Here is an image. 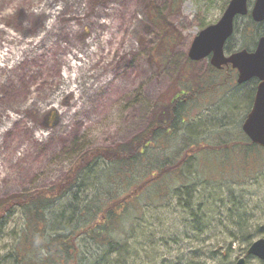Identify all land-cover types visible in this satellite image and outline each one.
Segmentation results:
<instances>
[{
	"label": "rangeland",
	"instance_id": "374dc122",
	"mask_svg": "<svg viewBox=\"0 0 264 264\" xmlns=\"http://www.w3.org/2000/svg\"><path fill=\"white\" fill-rule=\"evenodd\" d=\"M43 1L0 0V52L8 45V33L26 40L42 35L48 19L36 12ZM53 1V9H64L54 30L67 52L65 45L69 41V49L81 50L89 35L99 31L92 30L95 18L91 12H109L108 19H98L102 24L112 23V38L94 61L98 69L109 67L107 77L112 73L129 74L125 82L121 81L129 94L122 100L117 90L109 86L88 102L90 96L86 94L81 101L83 108L90 109L87 116L74 115L65 124V118L51 109L53 104L42 111L25 110V105L33 101L34 92L39 94L47 87H56L65 67L58 58H66L68 53L62 55L61 48L52 46L41 56L28 55L10 73L9 80L8 70L0 68V107L7 114L23 118L0 145V201L62 182L71 167L91 151L107 149L122 154L133 138L168 120L171 99L180 88L191 92L195 89L199 93L193 100L185 94L179 96L184 106L178 111L176 127L169 128V133L177 134L168 137L160 132L150 137L147 149L136 154L124 153L127 166L125 162L97 160L80 177L76 186L78 197L93 192L97 174L101 184L105 186L107 181L109 189L125 197L138 185L141 176L160 171L175 157L176 161L186 158L179 174L170 173L163 181H153L150 200L144 197L145 192L144 201L129 205L132 233L122 235L121 231L115 232V226L108 227L111 238L117 237L121 244H126L123 264H236L241 258L245 264H264L246 255L250 245L246 247L243 242L247 236H251L252 242L264 238V150L249 149L241 131L252 104V94L248 95L250 85H231V80L209 70L207 60H187V51L198 32L216 23L230 0H70L69 4L66 0ZM253 4L254 0H248L247 10ZM72 10L81 16L76 23L69 21ZM66 27L77 28L76 34L72 30L71 36L63 32ZM263 29L264 26L257 27L254 38L236 33L227 46L235 51L243 47L251 51V42L264 36ZM160 37L168 38L164 45L160 44ZM133 58H139L140 63L134 66ZM119 82L114 81V86L118 87ZM246 96L247 99L242 98ZM41 99L42 96L37 97L39 104ZM226 107L234 111L228 115ZM76 109L72 107L70 114ZM8 124L4 122L0 129ZM41 134L44 139L37 137ZM47 135L51 137L48 139ZM194 135L197 137L193 138ZM206 146L218 148L197 149ZM192 149L197 150L186 157L185 150ZM114 167L121 169L119 172L127 179L107 180V172ZM86 172L89 177H84ZM182 182L187 183V188L180 187ZM163 185L166 198L159 199L161 190H157ZM15 212L5 218L0 231V264L12 260L4 257L11 248L12 255L17 241L22 239L20 228L24 219L20 211ZM120 219L122 228H126L127 221ZM94 247L91 243V252Z\"/></svg>",
	"mask_w": 264,
	"mask_h": 264
},
{
	"label": "trees",
	"instance_id": "16d2710c",
	"mask_svg": "<svg viewBox=\"0 0 264 264\" xmlns=\"http://www.w3.org/2000/svg\"><path fill=\"white\" fill-rule=\"evenodd\" d=\"M167 23L165 24V26ZM168 26V25H167ZM264 26V23L261 27ZM257 28V27H256ZM255 24L250 17L238 19L235 22L234 35L239 33L244 38L251 36L254 38L256 32ZM264 30V29H263ZM167 37H160V44L166 43ZM258 39V38H257ZM255 40L251 42L255 46ZM244 50L246 47H243ZM235 51V49H234ZM214 71V69H209ZM215 72V71H214ZM218 73V72H217ZM183 79H186L182 75ZM235 85L234 82H228ZM199 92L195 89L187 91L186 88H180L177 95L172 97L169 106V117L166 122L162 124L152 125L148 131L140 136L133 138V140L126 145L122 150L123 153L114 151H107V149H100L91 151L83 155L68 171L64 180L50 188H45L33 193H25L21 196H12L8 199L0 201V231L4 224V220L8 215L16 214L15 211H20L24 222L20 230L22 239L17 241L15 252L11 248L8 254L4 257L6 264H123L125 262L126 244H121L117 237H110L108 227L112 229L115 226V232L121 231L122 235H128L132 221V213H127L129 205L140 203V200L149 197V190L153 181H163L167 176L174 173L179 174L181 166L186 158L176 161L173 159L168 166H163L160 171L150 173L148 176H141L138 185H136L131 193L125 197L119 196L112 189L108 188L107 181L105 186L99 181V174L94 179L95 186L92 185L93 192L83 198L78 197L77 183L83 172L87 170L94 162L100 159L107 160L111 163H124L127 166L128 160H123L124 153H137L145 150L149 146L150 137L165 132L168 137L174 136L177 133H171L177 123L178 111L184 106L179 100L180 95H188L190 100H193L195 94ZM250 96V94H248ZM246 98V97H242ZM250 100V99H249ZM230 110L226 107V114H230ZM183 120L181 121V124ZM181 130V127L178 128ZM163 132V133H164ZM153 133V135H150ZM245 145L249 149H256L257 146L251 144L248 139ZM223 147H226L224 145ZM218 147H202L198 150L215 151ZM185 150L186 157L194 153L195 150ZM213 149V150H212ZM259 149V148H258ZM140 154V153H139ZM147 157V156H146ZM135 160V159H134ZM248 161V159H247ZM159 163V162H158ZM128 169V168H127ZM125 169V170H127ZM121 169L111 168L107 172L105 178L110 181L114 179L124 180L127 175L119 172ZM148 171V170H145ZM131 175V173H129ZM90 175L86 172L84 177ZM126 181V180H125ZM183 181V180H180ZM165 180L164 184L167 185ZM187 183L180 184L186 187ZM163 185L159 190L158 198L165 199L166 191ZM151 186V187H150ZM87 191V190H86ZM155 191V190H154ZM188 190H185V194ZM135 200V201H134ZM150 200V197H149ZM61 202V203H60ZM60 203V204H59ZM149 201L146 202V204ZM144 205V203H143ZM124 212V213H123ZM237 215V211H236ZM123 218L127 221V226L122 228ZM241 221L243 216L240 215ZM134 230L131 229L130 233ZM129 233V234H130ZM14 235V234H13ZM251 236L243 239L246 247L252 242ZM91 243L94 244V251H90ZM31 244V245H29ZM100 247H105L106 250L101 251ZM29 250V252H28ZM30 253V254H29Z\"/></svg>",
	"mask_w": 264,
	"mask_h": 264
},
{
	"label": "bare ground",
	"instance_id": "6f19581e",
	"mask_svg": "<svg viewBox=\"0 0 264 264\" xmlns=\"http://www.w3.org/2000/svg\"><path fill=\"white\" fill-rule=\"evenodd\" d=\"M65 0H63L64 2ZM53 0H44L41 6H38L37 14L38 15H45L46 19H48L47 23L44 26L43 33L39 37L26 40L23 36H14L8 33V38L6 41L8 45L0 52V68L6 69L9 72L7 80L11 79L10 73L14 71L18 66L22 64L24 60H26L28 55H35L41 56L47 49L54 46L55 48H61L62 55L66 53L69 54L68 57L62 58L60 56L58 60L60 63L65 66L63 69V73L61 77L55 83L56 87L49 88L47 87L46 90L42 91L39 94L34 95L33 101L30 104L25 105V110L28 109L32 111L36 109L37 111H42L46 109L51 104V109H54L58 112V116L64 117L65 124L70 123L68 122L69 119L75 117L74 115L82 114L83 116H87V113L90 109L83 108L84 102L81 100L86 94H89L90 97L87 98V102L91 98H95L99 96L97 92L99 90H104L109 86L110 89H116L118 94H120L122 100L129 94V91L124 87L121 83L125 82L124 78H127L129 74L126 73H117V74H110L107 77V73L110 72L108 66H103L100 69L97 68V63L94 61V58L99 55L101 49L104 45H108L112 38V32L110 29L112 28V23L104 22L103 24L99 22L98 17L109 18L108 13L106 11H99L98 13L91 12V15L95 18V20L91 23H94L92 30H99L95 31L93 34L89 35V40L86 42L84 47L81 50L77 49H69L68 43L65 47L68 48V52L64 49L63 45H60L59 40L56 36V32L54 28L58 26V21L61 22L62 14L64 13V9H53L52 4ZM67 4L70 3V0H66ZM71 16L69 21L76 23L80 20L81 16L77 15L75 11H71ZM67 24V23H66ZM72 26V25H69ZM66 28L70 29L67 30ZM63 32L67 31L69 36L72 34L70 33L71 30L73 35L76 34L77 28L66 27ZM107 29V32L105 30ZM132 35L135 36V32H132ZM55 36V37H54ZM54 37L52 40L51 38ZM50 39L52 41H50ZM134 39V37H133ZM11 44H15L16 47H10ZM131 41L129 42L128 48L130 49ZM107 53L109 51L107 50ZM134 66L136 63H140V59L133 58ZM107 70V71H106ZM130 72V71H128ZM120 76V77H119ZM119 80V83L116 85L119 87H115L113 82ZM59 84V86H57ZM54 85V86H55ZM94 90V91H92ZM90 91V92H88ZM106 91H109L108 89ZM256 92V91H255ZM48 93H52L49 98H45L44 96ZM100 95H104V92ZM42 96L43 100L40 104L38 103L37 97ZM107 100L105 99L104 102ZM103 102H100L102 104ZM72 107H78L74 113L70 114V110ZM252 108V106L250 107ZM93 110V108H92ZM251 110V109H250ZM99 111H103L99 108ZM28 112V111H26ZM250 112V111H249ZM24 113V112H23ZM249 114V113H248ZM247 114V115H248ZM247 117V116H246ZM246 119V118H245ZM23 121V118L18 116L7 114L6 110L0 107V126L4 125V122H8L9 124L4 129H0V145L3 143L5 136L18 124ZM69 125V124H68ZM66 128V126H63ZM180 128V127H179ZM205 128L202 130L204 131ZM60 131H63V128H60ZM242 131V126H241ZM201 133V132H199ZM243 133V131H242ZM53 133H51L52 136ZM197 134V133H196ZM244 134V133H243ZM41 135H37V137L43 138ZM200 135V134H199ZM245 135V134H244ZM50 135H47L48 138ZM50 136V137H51ZM49 137V138H50ZM197 137V136H193ZM246 139L247 136L245 135ZM48 138V139H49ZM41 139V141L43 140ZM249 140V139H248ZM249 142L253 144L250 140ZM254 145V144H253ZM257 146V145H256ZM259 149L264 150L263 148L257 146Z\"/></svg>",
	"mask_w": 264,
	"mask_h": 264
},
{
	"label": "water",
	"instance_id": "95a60500",
	"mask_svg": "<svg viewBox=\"0 0 264 264\" xmlns=\"http://www.w3.org/2000/svg\"><path fill=\"white\" fill-rule=\"evenodd\" d=\"M247 0H231L219 21L202 30L193 40L189 57L191 61H200L212 55V64L220 68L230 64L238 72L237 83L252 78L259 80L252 108L242 124V131L254 144L264 149V37L253 52L241 51L229 58L223 56V46L233 32V22L237 16L247 15ZM254 23L264 21V0H255L250 11ZM264 262V238L252 242L246 252ZM236 264H245L243 258Z\"/></svg>",
	"mask_w": 264,
	"mask_h": 264
},
{
	"label": "flooded vegetation",
	"instance_id": "af4514ba",
	"mask_svg": "<svg viewBox=\"0 0 264 264\" xmlns=\"http://www.w3.org/2000/svg\"><path fill=\"white\" fill-rule=\"evenodd\" d=\"M263 23L264 22H262L261 24H255V28L261 26ZM259 39H260V37L256 41H258ZM229 41H230V39L224 45L223 51H224L225 57L231 56V54L234 51V48L233 47L232 48H229L227 46V44H228ZM256 44H257V42H256ZM256 44L254 46V49L256 47ZM187 59H188V51H187ZM205 60L208 61V65L210 66V68L211 69H214V71H216V72L220 73L221 75H223V77L225 78V80H228L229 79V80H231L234 83L236 82V79H237V71L235 69H233L231 65H223L220 68L215 67L212 64V61H213L212 55H210L209 57H207ZM246 84L250 85V90H249L248 93L249 94H252L251 103H253V99H254V96H255V91H256V88H257V85L259 84V82L256 79H251V80H249L247 83H245L243 85H246Z\"/></svg>",
	"mask_w": 264,
	"mask_h": 264
}]
</instances>
